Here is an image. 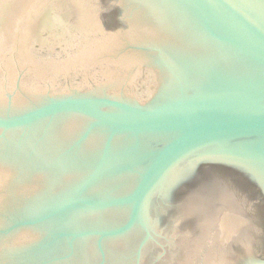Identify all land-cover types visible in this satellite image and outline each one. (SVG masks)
Returning <instances> with one entry per match:
<instances>
[{
	"label": "water",
	"instance_id": "obj_1",
	"mask_svg": "<svg viewBox=\"0 0 264 264\" xmlns=\"http://www.w3.org/2000/svg\"><path fill=\"white\" fill-rule=\"evenodd\" d=\"M60 5L81 33L45 37ZM250 204L264 0H0V264H264Z\"/></svg>",
	"mask_w": 264,
	"mask_h": 264
},
{
	"label": "flooded vegetation",
	"instance_id": "obj_2",
	"mask_svg": "<svg viewBox=\"0 0 264 264\" xmlns=\"http://www.w3.org/2000/svg\"><path fill=\"white\" fill-rule=\"evenodd\" d=\"M87 5L86 6H67V5H60V6H52L48 9V12L45 15V20L44 22L40 25V27H43V34L44 36H49V34L52 32V30L50 29L52 26L55 25V27H68L70 28L71 31H75L77 34L81 31L79 30L81 28L80 25V14L83 12L84 10L87 9ZM90 9L89 10H94L95 11H99V17H101L102 22H103V27H107L110 28L113 25H115V14H113V12H118L119 10H117L116 8L114 9H105L108 11H105L104 8H101L99 5V8L97 7L96 4L94 5H90L89 6ZM54 11V12H51ZM59 11L60 14H58L57 12ZM57 30V29H54ZM82 37H76V40H82ZM80 43V42H79ZM203 177L207 176L208 179H213L215 181V183H222V184H229V185H233V183L229 180V177L226 172H218L217 170L214 169V167L206 165L203 167L202 169V173ZM206 178V177H205ZM232 180V178H231ZM206 182H210L209 180H206ZM233 181V180H232ZM258 206L254 204H250L248 205V211L246 212V218L248 219V224H250L251 227L249 228H241V233L246 232L245 234L250 235L249 238L252 241V247L256 248L257 250L260 247V236L264 234V228L261 227L260 225V213L258 210ZM263 219V218H262ZM241 235V234H240ZM238 235V236H240ZM226 245V244H225ZM263 246V245H262Z\"/></svg>",
	"mask_w": 264,
	"mask_h": 264
}]
</instances>
